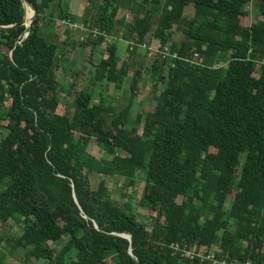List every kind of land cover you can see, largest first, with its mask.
<instances>
[{
    "label": "trees",
    "instance_id": "16d2710c",
    "mask_svg": "<svg viewBox=\"0 0 264 264\" xmlns=\"http://www.w3.org/2000/svg\"><path fill=\"white\" fill-rule=\"evenodd\" d=\"M28 1L30 26L23 0H0V224L24 223L13 247L43 264H264V0L247 24L253 0H80L84 44L111 40L90 58V91L79 71L58 79L66 54L43 23L79 18L62 0ZM130 2L127 22L118 14ZM144 45L158 46L146 69ZM146 71L155 107L133 122ZM126 80L119 108L103 86ZM93 139L112 157L91 153ZM93 173L121 178L125 200L104 177L94 189ZM141 173L150 220L127 193Z\"/></svg>",
    "mask_w": 264,
    "mask_h": 264
},
{
    "label": "rangeland",
    "instance_id": "374dc122",
    "mask_svg": "<svg viewBox=\"0 0 264 264\" xmlns=\"http://www.w3.org/2000/svg\"><path fill=\"white\" fill-rule=\"evenodd\" d=\"M103 0H96L97 5L102 4ZM253 3L247 7L249 11V15L245 16L244 22L252 23L256 20V16L253 13ZM129 7L121 8L118 14V18H125L127 22L132 19L133 11L135 10L136 3L130 2L128 3ZM62 5L65 8L70 9V11L76 15L79 20L75 21L76 24H81L88 4L82 3L80 0H62ZM188 14H193V9L190 8L187 11ZM45 31L49 34V38L58 41L61 44V51L66 54V58L61 66L58 68L57 77L63 84H67L69 82V77H71L75 72H80L82 88L88 91L93 89V84L91 79L94 75L95 71V64L100 62L103 54L105 53L106 46L109 44L105 43L101 44L98 47H94L92 45H85L84 43L87 42L89 37L88 31L81 32L76 27L67 26L62 23L61 20L55 21L52 27H48L49 23L47 20H44ZM116 39L120 42V53L123 59H128L130 57V51L128 50L130 44L129 40L123 39V32H118ZM183 34L181 31L175 30V39L181 40ZM110 37H107L109 39ZM64 41H68V44H63ZM157 45V44H156ZM156 45H149L150 47L147 48L146 45L140 48V55L137 57V62L139 64H143V66L148 67L150 65L155 53L156 49H158ZM148 49V50H147ZM90 58L95 63L94 65L90 64ZM83 71H85L83 73ZM145 82L141 85V89L139 90V95L137 96L133 110L131 121H135L138 112L143 109L145 111L152 110L155 107V101L153 99V90H152V83L149 80L148 72H144L143 74ZM99 88V87H98ZM100 89V88H99ZM103 90L105 94L110 96V100L117 105L119 108H124L130 99L131 91H130V80H126L123 84L122 88H117L114 84H105L103 86ZM63 99H67L65 93L61 95ZM89 151L96 155L97 157H106L111 158L110 155L106 150L100 147L96 140H92L89 144ZM244 159V157H243ZM104 176L98 173H93L91 175L92 186L94 189H97L100 186V182ZM107 181L108 187L110 189L112 197L116 201H123L121 197L122 193V186L123 180L119 177L117 178H109L104 177ZM140 181L134 188H130L127 193L130 195L133 192V198L130 199L131 203L134 205L137 214L139 215L140 219L142 220H150L151 211L139 206V200L142 196L143 188H144V180L142 179V173L139 175ZM181 201V198L179 199ZM24 227V223H16L10 221L8 224L3 225L0 224V243H1V250L2 253L5 255V259L10 264H43L41 261H36L33 257L26 256V250L22 247L14 248L13 243L19 236L22 234ZM9 240H13L12 242Z\"/></svg>",
    "mask_w": 264,
    "mask_h": 264
},
{
    "label": "built area",
    "instance_id": "2783aa9c",
    "mask_svg": "<svg viewBox=\"0 0 264 264\" xmlns=\"http://www.w3.org/2000/svg\"><path fill=\"white\" fill-rule=\"evenodd\" d=\"M62 23L67 25V26L69 25V26H71L73 28L76 27L79 30L86 29V26L83 23L76 24V23L71 22L69 19L63 20ZM93 32H94V35H98L99 34L98 29H94ZM106 37H109V36H106ZM107 41H111L110 38L107 39ZM107 41H105L104 43L107 44ZM209 258H215V253L211 252V255H209ZM213 261H214V264H228L226 261H220V260H216V259H214ZM244 264H253V263L252 262H247V263H244Z\"/></svg>",
    "mask_w": 264,
    "mask_h": 264
},
{
    "label": "water",
    "instance_id": "95a60500",
    "mask_svg": "<svg viewBox=\"0 0 264 264\" xmlns=\"http://www.w3.org/2000/svg\"><path fill=\"white\" fill-rule=\"evenodd\" d=\"M23 1H24V3H25V7H26V17H25V19H24V21H23L22 23H23V24H27L28 26H30L31 23H32V21H33V19L35 18L36 14H37V8H36V7H35L30 1H28V0H23ZM28 6H29V7L32 9V11H33V14L31 15L30 18L27 17V7H28ZM27 35H28V34H27ZM76 200H77V198H76ZM123 236H125V237L131 239V235H127V234H125V235H123Z\"/></svg>",
    "mask_w": 264,
    "mask_h": 264
},
{
    "label": "bare ground",
    "instance_id": "6f19581e",
    "mask_svg": "<svg viewBox=\"0 0 264 264\" xmlns=\"http://www.w3.org/2000/svg\"><path fill=\"white\" fill-rule=\"evenodd\" d=\"M32 14H33V11H32V9L28 6V7H27V17L30 18Z\"/></svg>",
    "mask_w": 264,
    "mask_h": 264
}]
</instances>
